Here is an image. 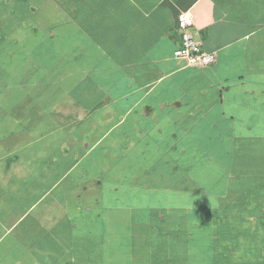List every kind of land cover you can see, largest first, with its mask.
<instances>
[{
	"label": "crops",
	"instance_id": "obj_1",
	"mask_svg": "<svg viewBox=\"0 0 264 264\" xmlns=\"http://www.w3.org/2000/svg\"><path fill=\"white\" fill-rule=\"evenodd\" d=\"M102 1L86 5L84 14L77 10L82 18L70 19L64 31L52 23L48 32L45 23L41 48L36 40V47L26 43V21L7 37L12 52L0 43V60L11 55L17 63L11 80L0 79V264H264V168L243 169L240 195L230 197L228 187L210 195L219 204H143L144 191L161 183L150 181L140 161L150 150L160 152L164 160L152 165H170L177 178L182 152L188 153L183 168L190 169L195 152L178 143L194 124L183 122L195 112L211 115L204 105L212 99L197 101L210 89L215 104L228 100L223 91L231 89L234 51L245 57L244 70L257 71L264 0ZM183 11L193 15L191 30L204 49L218 56L209 68L175 56ZM194 88L197 98L188 92ZM151 123L162 143L172 131L163 149L137 140ZM117 183H125L124 195ZM133 238L142 240L139 246ZM89 242L95 256L88 261ZM124 248L131 258H122Z\"/></svg>",
	"mask_w": 264,
	"mask_h": 264
},
{
	"label": "rangeland",
	"instance_id": "obj_2",
	"mask_svg": "<svg viewBox=\"0 0 264 264\" xmlns=\"http://www.w3.org/2000/svg\"><path fill=\"white\" fill-rule=\"evenodd\" d=\"M7 1L8 0L0 2V13H4L5 10L6 14V23L3 25L0 24V34L6 35V37L4 40H0V43L2 42V46L5 47L2 48L3 51L10 50L6 52L7 54L13 51V45H15L14 42L12 40H8L7 37L10 34L13 35L18 33V21H26L24 22L25 32L22 33L27 32L32 35L31 36L28 34L26 37L24 36L27 39L26 43L28 44L29 42V46L36 47L34 43L37 42L36 48H41L40 44L43 45L46 40H44L39 34L45 33V23L48 22L46 29L48 32H50L49 30L51 27H49V24L52 23L54 24L53 28H56L57 31H64V26L66 23H68V21V24L71 23L70 19L77 21L78 19L82 18L81 13L84 14V12H86L87 8H89V4H107L102 0ZM36 1L38 3L33 4L34 2L36 3ZM30 3L33 4L30 7V10L27 7L22 8L23 6H27ZM86 5L88 6L86 7ZM34 8H36L37 11H34ZM77 10L81 12L80 16L77 15ZM11 13H13V15H11ZM99 15H101V12ZM30 22L36 23V26H38L40 30L37 32V27L32 28ZM30 37H32V39H30ZM34 40H36V42ZM234 52L235 54L233 57L235 59L236 67L234 68V72L232 74L233 81L226 83L227 85L231 86V89L230 91H223L228 100H225V103L222 105L215 104L216 93L215 90L210 89L209 96H200L197 101L205 103V100L212 99L214 104L210 105L206 103L204 105L207 111L211 110V115H203L201 112H195L193 115H191V117H193L191 122H183L187 124H194V127L189 131L190 136H181L178 143L180 148L184 147L186 149L189 146L192 148L191 152H195L194 154H190V169L188 170L186 168L185 170V168H183L186 166V162L183 157H187L188 153H180V157L182 158V171L177 178L170 175V173L176 172L174 168L171 169L170 165L166 163L152 165L151 162L154 159V161L157 162L164 160L162 159V155L164 156V154L160 152L154 153L150 150L146 154L147 159L140 160L143 161L144 166L150 169V181L156 182L155 179L157 178V182L161 183L160 189L155 192L150 193L148 190L147 192L144 191V194L147 193L148 195L144 196L142 201L143 204L147 203L167 205L188 202L199 205H209L212 203L219 204L220 201L215 200L216 198H212L210 195L223 193L228 187L231 189L230 197L238 196L235 192L236 190L240 191L238 192L239 195L242 193V190L240 189L241 183L238 182V177H240L242 171L244 172L243 169H248L245 167H250L251 170L256 171V169L264 168V72L258 70V67H261L260 63H264V58L263 61L256 59V62H258L256 63L257 71H253L252 69L248 72L244 70L245 57L239 52ZM25 60L27 61V58H24V61ZM15 61V56L13 57L11 55H6L5 58L0 60V79L3 76H5V79L9 78L11 80L13 78L10 71L13 72V68H15L17 65ZM239 66H241V68H239ZM7 72L9 74H7ZM11 92L15 93V90L13 89L12 91L11 89L6 94H11ZM188 92L195 94L196 98L199 96L197 94L198 91L196 88L189 90ZM231 115L234 117V119H230L232 117ZM231 120H233V122H230ZM225 123H229L230 126H227ZM147 130L148 132H144L145 134L138 135L137 137V140L139 139L141 142V147L145 138L149 149L152 147L163 149L164 146L168 145L169 139L173 140V138H171L172 131H169L168 134H165V141L162 143V140L160 139L162 134L158 130V125L151 123L148 125ZM174 161L177 160L174 159ZM255 167L256 169H254ZM185 171L186 175H191L190 178L185 175ZM160 172H164L165 176H167V179L159 175ZM117 176L121 179L124 177V175L121 174V171L118 172ZM126 176L128 180L129 175ZM160 178H163L164 181L162 182ZM173 180H176L174 184L172 182ZM165 181H170L172 184H165ZM117 187L120 189L117 192L118 195H124L123 192L125 190V183H123L121 186L119 183H117ZM178 191L182 192L179 193ZM138 196L139 195H137V197ZM137 197H134L133 201H135ZM121 201L123 202V199H121ZM121 201L117 202L113 200V203L120 204ZM110 203H112V201L107 202L106 200L103 204ZM76 231H78V229ZM12 237L8 239V241L13 240ZM133 240H135V243L137 242L138 246L142 242L140 238H133ZM127 243L130 244L131 240ZM88 246L89 253L87 260L89 261L95 255L90 242ZM143 247L146 248L142 249V256L146 259L150 258L151 254L149 253V246L145 244ZM126 249L127 248L123 249L126 251V253L121 255L122 258L128 257L129 255L128 250ZM66 254L67 253L64 255ZM14 256L16 257V255L13 254V257L11 258L14 259ZM67 257L68 261L70 258L69 253ZM129 258H131V253ZM51 260L52 257H49L46 259V262H50ZM69 264H71V262H69Z\"/></svg>",
	"mask_w": 264,
	"mask_h": 264
},
{
	"label": "built area",
	"instance_id": "obj_3",
	"mask_svg": "<svg viewBox=\"0 0 264 264\" xmlns=\"http://www.w3.org/2000/svg\"><path fill=\"white\" fill-rule=\"evenodd\" d=\"M194 25L193 15L188 11L180 12L178 15V28L180 30L181 45L175 51L177 58L187 61V64L207 68L217 62L216 52L204 49L202 41L198 40L192 32Z\"/></svg>",
	"mask_w": 264,
	"mask_h": 264
},
{
	"label": "trees",
	"instance_id": "obj_4",
	"mask_svg": "<svg viewBox=\"0 0 264 264\" xmlns=\"http://www.w3.org/2000/svg\"><path fill=\"white\" fill-rule=\"evenodd\" d=\"M180 14V13H179ZM177 20H178V17H177ZM214 65V64H213Z\"/></svg>",
	"mask_w": 264,
	"mask_h": 264
}]
</instances>
